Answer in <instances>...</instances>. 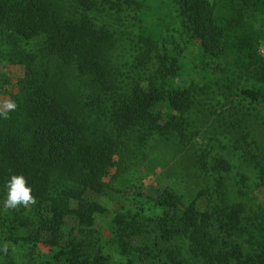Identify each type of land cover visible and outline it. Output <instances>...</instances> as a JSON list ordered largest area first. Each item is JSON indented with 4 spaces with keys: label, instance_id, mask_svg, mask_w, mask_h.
Returning <instances> with one entry per match:
<instances>
[{
    "label": "rangeland",
    "instance_id": "obj_1",
    "mask_svg": "<svg viewBox=\"0 0 264 264\" xmlns=\"http://www.w3.org/2000/svg\"><path fill=\"white\" fill-rule=\"evenodd\" d=\"M57 2L77 17L86 11L80 0ZM121 2L100 0L89 11L97 28L114 33L110 64L121 74L120 91L129 92L134 83L145 88L152 83L149 76L157 63L174 58L179 69L174 77H167L168 86L190 90L194 106L177 115L160 101L155 111L162 119L174 117L177 132L167 137L153 135L146 143L142 134L126 136L136 138L133 148L128 147L130 140L122 139L125 145L103 180L106 188L101 196L56 177L55 186L61 179L65 183L64 190L55 188L52 194L56 202L6 209L0 190V264H68V256L83 255L102 256L107 264H191L188 241L164 240L159 228L165 211L162 198L168 192L184 205L201 191L208 196L204 201L215 202L214 206L219 198L226 203L239 201L247 226L252 220L260 221L251 237H246L249 244L243 243L244 248L255 250L253 238L264 240V186L233 148L234 138L243 141L241 134L248 131L253 147L264 149V107L240 103L237 94L244 82L240 70L203 58L198 43L182 35L169 0H133V10L124 6L126 0ZM42 47V39L26 40L0 26V77L4 79L0 80V101L14 100L18 111L22 95L18 82L45 68L41 62L49 65L51 88L71 111L98 99L100 93L90 80L60 60L48 62ZM18 48L38 61L16 65ZM260 50L264 54V47ZM142 54L150 59L145 72L136 67ZM170 69L171 61L164 72ZM218 160H226L230 170L218 167ZM74 209L91 210V224L69 213ZM9 210L14 217L8 215ZM28 221L30 226L21 225ZM54 239L57 246L50 245Z\"/></svg>",
    "mask_w": 264,
    "mask_h": 264
},
{
    "label": "trees",
    "instance_id": "obj_2",
    "mask_svg": "<svg viewBox=\"0 0 264 264\" xmlns=\"http://www.w3.org/2000/svg\"><path fill=\"white\" fill-rule=\"evenodd\" d=\"M80 1L86 11L77 17L62 9L57 0H0L3 31L26 40L42 39L48 62L57 59L74 67L100 93L96 101L71 111L52 90L46 62L40 63L45 68L37 69L34 76L18 82L22 92L19 110L11 111L8 119L0 117V190L5 199L12 174L26 177L36 197V203L29 206L36 208L57 201L52 194L57 188L64 190L62 179L74 188L101 196L106 188L103 180L125 145L122 139L130 140L128 147L133 148L136 138L126 136L142 134L146 143L153 135L167 137L177 132L174 117L162 119L155 111L160 101L177 115L194 106L190 90H172L168 86L167 77H174L179 69L174 58L156 62L158 68L149 76L152 83L145 88L134 83L129 92L120 91L121 74L115 73L110 64L109 46L114 33L97 28L89 14L100 0ZM131 1L126 0L128 5L124 6L133 10ZM169 1L182 35L198 43L203 58L240 70L244 80L237 94L240 103L264 107V54L260 50L264 47V0ZM15 51L16 65L38 61L22 49ZM146 57L140 55L136 66L142 72L150 62ZM169 61L172 69L164 72ZM249 136L247 131L241 134L243 141L234 138L233 148L253 168L259 185L264 186V149L253 147ZM217 166L230 170L226 160H218ZM56 177L62 179L55 186ZM206 198L205 191H201L184 205L172 192L164 194L161 205L165 211L159 222L164 240L186 239L191 264H264V240L253 238L252 251L243 246L245 242L249 244L246 237H251L259 219L247 226L246 211L239 201L226 203L219 198L214 206L215 202L206 203ZM12 213L8 211L14 217ZM69 213L82 223L92 222L91 210L74 209ZM29 239L35 241L34 237ZM50 245L57 246V240H50ZM67 263L107 264L99 255L68 256Z\"/></svg>",
    "mask_w": 264,
    "mask_h": 264
},
{
    "label": "clouds",
    "instance_id": "obj_3",
    "mask_svg": "<svg viewBox=\"0 0 264 264\" xmlns=\"http://www.w3.org/2000/svg\"><path fill=\"white\" fill-rule=\"evenodd\" d=\"M17 103L12 99L0 101V117L9 118V113L15 111ZM7 195L4 200L6 209H15L21 205L28 207L36 203V197L32 194V188L28 185L27 179L22 174H12L6 184ZM7 248H5V252Z\"/></svg>",
    "mask_w": 264,
    "mask_h": 264
}]
</instances>
